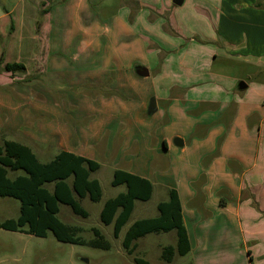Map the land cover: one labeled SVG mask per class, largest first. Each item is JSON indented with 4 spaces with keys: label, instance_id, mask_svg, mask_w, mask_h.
<instances>
[{
    "label": "crops",
    "instance_id": "crops-1",
    "mask_svg": "<svg viewBox=\"0 0 264 264\" xmlns=\"http://www.w3.org/2000/svg\"><path fill=\"white\" fill-rule=\"evenodd\" d=\"M120 1L99 10L94 0H0V59L8 55L0 75L4 88H11L1 99L12 112H6L0 128L20 142L52 146L62 113L54 111L53 122L38 126L36 135L31 125L24 126L23 116L26 108L47 109L30 99L37 93L46 104L47 87L30 78L53 72V83L72 94L75 116L90 122L85 129L68 128L66 141L55 138L54 147L95 161L85 157L86 144L72 149L69 141L77 137L87 143L86 138L105 135L117 142L125 136L131 148L136 137L139 158H117L123 165L118 170L149 180L153 195L159 189L160 203L168 201L171 190L178 193L191 244V262L182 264H264V0H201L204 12L215 11L212 38L202 46L212 42L225 62L250 66L253 73L245 80L185 68L189 54L179 51L178 64L170 53V31L157 24L166 7ZM146 10L143 36L136 25ZM9 64L25 71L8 73ZM137 66L149 77H138ZM152 99L155 114L148 113ZM2 109L0 103V117ZM161 112L168 116L165 124ZM117 122L132 128L120 133L112 125ZM40 133L47 138L40 141ZM177 138L183 147L175 145Z\"/></svg>",
    "mask_w": 264,
    "mask_h": 264
},
{
    "label": "rangeland",
    "instance_id": "rangeland-1",
    "mask_svg": "<svg viewBox=\"0 0 264 264\" xmlns=\"http://www.w3.org/2000/svg\"><path fill=\"white\" fill-rule=\"evenodd\" d=\"M50 1L52 2V0ZM140 1L145 4L166 7V13H163L161 16H159L160 20L157 22V24L159 26L158 28H161V26L163 27L165 24V26L168 28V31H170L169 34L172 39H169L174 44L171 47L172 51H170V53L178 64L180 63V59L177 58V54L182 52V55L184 56L189 54V57L185 61V68H191L195 66L200 70H210L213 73H219L225 77L243 78L244 80L246 79L245 76L253 73V69L250 66L244 65L240 61L234 62L229 60L228 62H225L224 59L226 58H223L224 55L222 52L217 51L218 46L216 44L208 42L209 44L202 46L203 40H210V38H212V35H208V33L212 34V30H214V24L212 23L215 11L209 8L207 9L209 10L207 13L204 12V8L207 5L201 0H186L182 6L174 5V0ZM91 4L100 10V7L102 6L103 8V6L106 4L119 6L121 1L94 0V2ZM147 16L148 11L141 15L140 22L136 25V29L139 28L138 31L143 36L144 30H146L144 22H146ZM163 33H165L164 30ZM156 34L161 35L162 33L157 31ZM190 46H192V48L186 49ZM204 48L205 50L202 52V49ZM111 49L112 46L108 45V50ZM119 50L124 51L122 48H119ZM199 51L203 54L200 55ZM174 54L176 55L174 56ZM215 56L218 58L216 59ZM220 56L223 58V60L219 58ZM196 57L198 58V61L196 60ZM5 58L7 60L8 55H6ZM4 59H0V73L2 72L1 65ZM236 62L238 65H236ZM44 68H47V65H45ZM54 76L55 75L53 72H50L45 76L41 75V77H36V75H33V77L30 78V81H33L36 78V81H39L41 85L47 87V89L43 92V95L47 99V103L45 104V102L38 99V97H36L37 93L34 94L30 91H28V98L31 93L30 99L33 102H39L41 106L47 109H38L34 111L26 108L28 112L26 116H23L25 119L24 126L31 125L30 128L33 129H30V133H34L38 130L36 129L38 126H48L49 122H53L51 118L54 111L62 113V126H55L56 132L54 133L52 140H50V144H52V146L49 145V147L42 145L41 143H36V141L31 142L28 140H23L21 143L18 137L16 138L8 135L5 128H2L4 127V123L7 120V111L5 107V100L1 98L3 97L2 95L10 93L11 88H4L3 77L0 75V103L3 105L2 110L5 111L3 112L2 117H0V122L3 123L2 127L0 128V145H2L5 141L20 142L21 144L30 147L38 157L39 161L44 164L52 162L56 156L61 153V151L56 149L53 145L55 138L59 140L60 143L65 142L66 138L68 137V128L74 131L78 127L85 129V127L89 126L90 124L87 118L81 119L82 114L78 117L75 116V111L77 108H70L69 106V101L71 100L70 95L72 94L70 91L64 92L61 87L53 83ZM144 82L145 81L141 83ZM73 94L75 95V93ZM99 94L103 95V93ZM11 113V110H8L7 116ZM161 114L162 116L160 123L165 124L168 116L162 112ZM77 119L78 121H76ZM79 121H84V123L78 124ZM112 125L120 127V133L126 131V128L129 130L132 128V125L123 124L120 122L114 123ZM42 133L38 135V139H40V141L47 138L46 135ZM156 133V129L151 133L152 146H154L156 143ZM34 134L36 135V133ZM134 139L135 141L131 143V148H129V141L125 136L117 142L115 139L109 140L108 136L105 137V135L96 137L93 135L90 137V139L86 138L87 143H80L83 138L77 137H74V140H71V142L69 141L70 145H72V149L77 147L84 148V145L86 144L84 154L85 157L93 159L100 164V169L92 175V179H96L100 182L102 188V197L99 202H92L88 198L79 201L82 208L88 212V218H82L75 215L71 208L66 205L60 206L58 218L68 226L79 228L80 232L78 233V237L82 238V240L86 241L87 243L95 239L93 230H100L105 240L109 242L111 246L109 250H100L91 248L89 246L62 243L57 241L52 233H49L47 238H38L25 233L11 232L0 229V264H136L134 261L136 258L144 259L150 264H182V261L190 263V256L180 257L175 255L171 263H166L161 259L164 248L176 245L175 243L177 238L175 232L153 233L138 239L135 242L136 250L132 256H129L126 250L123 248L122 243L125 233L134 222L158 216L159 213L157 207L161 202L158 188H156L154 195L148 202L137 201L135 203L133 214L118 238L114 237L113 225L106 226L101 222L100 213L105 203L109 199H113L126 191L125 186L114 187L112 185V181L114 178V172L119 168H123V165H119L117 163V158H120L121 156L123 158H130L133 155L135 159L139 158L134 152H138L140 148L138 144L141 143L136 137ZM22 175L24 174L21 171L9 172V177L11 179ZM20 208L21 203L18 200L9 197H0V222L10 219H18L20 216Z\"/></svg>",
    "mask_w": 264,
    "mask_h": 264
},
{
    "label": "trees",
    "instance_id": "trees-1",
    "mask_svg": "<svg viewBox=\"0 0 264 264\" xmlns=\"http://www.w3.org/2000/svg\"><path fill=\"white\" fill-rule=\"evenodd\" d=\"M4 70L14 74L24 72L25 68L9 64ZM99 169V163L66 151L44 164L30 147L5 141L0 145V197L18 200L21 208L18 219L0 222V229L38 238H47L52 233L62 243L109 250L111 246L100 230L94 229L95 239L87 243L78 237L79 228L68 226L58 218L61 205L69 206L79 217H89L79 201L87 198L92 202L101 200L100 182L92 179ZM15 171L24 175L11 179L9 172ZM112 185L125 186L126 191L105 203L100 219L106 226L113 225L114 237L118 238L133 214L135 203L151 200L154 187L149 180L121 170L114 173ZM157 210V217L138 220L128 228L123 248L132 256L138 239L153 233L175 232L177 244L164 248L161 259L171 263L175 255L187 256L191 252V244L178 193L171 190L168 201L160 203ZM134 261L136 264H150L141 258Z\"/></svg>",
    "mask_w": 264,
    "mask_h": 264
},
{
    "label": "water",
    "instance_id": "water-1",
    "mask_svg": "<svg viewBox=\"0 0 264 264\" xmlns=\"http://www.w3.org/2000/svg\"><path fill=\"white\" fill-rule=\"evenodd\" d=\"M182 2H183V0H174V4L177 6H181ZM135 73L138 77H141V78L149 77V71L146 68L141 67V66H137L135 68ZM240 88L245 89L246 85L241 83ZM156 112H157L156 101H155V99H152V101L149 105L148 113L149 114H155ZM175 145L177 147H183V141L177 138V139H175Z\"/></svg>",
    "mask_w": 264,
    "mask_h": 264
}]
</instances>
